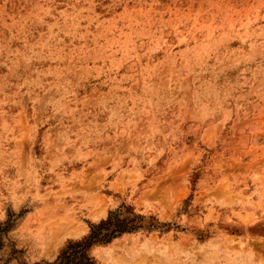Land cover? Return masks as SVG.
<instances>
[{
  "label": "rangeland",
  "instance_id": "1",
  "mask_svg": "<svg viewBox=\"0 0 264 264\" xmlns=\"http://www.w3.org/2000/svg\"><path fill=\"white\" fill-rule=\"evenodd\" d=\"M123 207L90 264H264V0H0V264Z\"/></svg>",
  "mask_w": 264,
  "mask_h": 264
},
{
  "label": "trees",
  "instance_id": "2",
  "mask_svg": "<svg viewBox=\"0 0 264 264\" xmlns=\"http://www.w3.org/2000/svg\"><path fill=\"white\" fill-rule=\"evenodd\" d=\"M128 208H119L114 213H109L105 220L89 227L88 235L74 243H69L58 255L54 264H90L86 250L95 244H106L111 239L123 233L134 231L138 228L137 216L126 217L122 215ZM131 214V213H130Z\"/></svg>",
  "mask_w": 264,
  "mask_h": 264
}]
</instances>
